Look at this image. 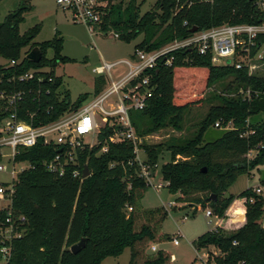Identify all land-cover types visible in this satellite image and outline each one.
I'll list each match as a JSON object with an SVG mask.
<instances>
[{
	"label": "trees",
	"instance_id": "trees-1",
	"mask_svg": "<svg viewBox=\"0 0 264 264\" xmlns=\"http://www.w3.org/2000/svg\"><path fill=\"white\" fill-rule=\"evenodd\" d=\"M260 1L264 0H157L154 9L140 15L135 0H130L124 8L121 2L109 0L98 28L113 31L126 42L142 35L134 50L152 51L188 38L193 27L202 30L226 23H259L264 20ZM31 8L29 2L23 1L0 21V57L19 61L8 68L0 66V75L4 78L30 69L53 68L58 61L69 60L60 54L63 38L58 31L51 39L39 43L33 41L38 25L20 33L23 12ZM34 46L42 54L38 63L21 56L23 48L28 47L27 53ZM262 47L264 33H259L251 55ZM47 50L52 51L51 59L45 57ZM145 74L151 76L153 94L142 109L133 110V115L129 112L131 124L141 136L167 127L181 130L185 111L200 103L201 90L217 81L231 79L225 87L228 94L220 95V102L209 107L193 136L141 144L152 175L162 151H169L170 158L160 165L159 172L167 182L168 191L179 194L178 201L208 206L217 218L223 217L235 198L224 195L228 187L239 175L264 166V76L249 74L247 67L236 68L233 63L214 65L208 55H200L187 46L166 52L155 67L145 69L141 76ZM45 75L53 76L55 82L49 85L48 95L42 93L41 101L33 100V94L27 92L28 88H37L36 80L11 83L5 80L1 84L8 90H25L19 112L22 119L27 120V111L36 110L37 120L50 121L88 100L87 93L80 94L73 102L68 91L55 93L61 84L60 77L53 70ZM192 80L199 83L190 93ZM104 85V78L96 77L95 96ZM240 89L249 90L250 97L242 96ZM59 95H62L61 101ZM48 104H53L50 111ZM2 115L0 109V118ZM217 120L222 125L231 121L233 128L215 127ZM210 127L219 129L221 134L204 141V133ZM116 129L102 127L98 132L99 143L80 155L81 164L85 163L90 171L82 181L72 177L71 168L62 176L45 169L43 162L57 150L52 145L38 143L20 148L16 160L31 166L21 171L14 183L10 208L14 219L23 216L24 222L19 226L23 234L12 240L8 264H101L103 259L121 254L126 247L130 248L129 264H173L172 254L167 250L149 252L146 249L150 243L169 238L160 231L167 211L163 206L143 207L141 200L148 186L136 173L138 167L133 161L131 143L123 139L108 142L107 150L100 152ZM249 151H254L250 157ZM203 167L205 171L201 170ZM261 170L260 185L264 188V168ZM238 196L244 199L245 207L241 211L244 217L241 226L232 231L216 226L196 238L195 249L216 247L224 253L218 258L220 264H234L237 260L264 264L261 222L264 198L250 187ZM127 207L131 209L127 211ZM4 217L5 209H0V220ZM82 238L84 245L72 252L70 247Z\"/></svg>",
	"mask_w": 264,
	"mask_h": 264
},
{
	"label": "built area",
	"instance_id": "built-area-1",
	"mask_svg": "<svg viewBox=\"0 0 264 264\" xmlns=\"http://www.w3.org/2000/svg\"><path fill=\"white\" fill-rule=\"evenodd\" d=\"M55 2L62 8L68 9L71 12L72 20L75 23L84 24L90 32L94 27H99L102 16L109 6V0H55ZM259 6L264 11V1H260ZM259 33H264V20L255 24L226 23L192 32L188 38L175 40L165 48L152 51L135 50L131 60L112 63L103 61L101 65L94 68L96 73L105 74L106 87L100 94L85 101L77 109L64 111L54 119L45 122L36 119L38 116L36 110L27 111V120L22 119L19 112L25 90H8L1 87V84L5 80L7 83L36 80L37 88H28L27 92L33 94V100L41 101L42 93L47 95L50 93L49 85L55 82V78L45 75L47 71L44 68L11 74L7 78L0 75V109L3 114L0 118V172L7 171L11 177L10 183H0V209H5V217L0 220V263L8 264L11 257L12 240L23 234V230L19 226L24 222V217L19 216L14 219L10 208L17 175L31 166L30 163L16 160L20 148L32 147L38 143L52 145L57 150L52 158L43 162L45 169L50 173L62 176L67 168H71L72 177L82 181L86 178L82 176V172L84 166L87 165L81 164L80 155L85 149H91L99 143L98 132L102 127L114 126L117 129L107 137L100 152L107 150L106 143L108 142H117L122 139L130 142L134 153L133 161L138 167L137 175L144 179L148 187L152 186L158 190L166 186L167 182L164 184L153 183L154 175H152L150 166L145 162L146 158L141 151L144 138L135 132L129 118V111L142 109L153 94L154 85L151 76L149 74L141 76V73L145 69L155 67L158 59L166 52L187 46L195 49L200 55H208L214 65L233 63L236 68L247 67L248 73L253 74L252 71L255 70L256 64L252 60L262 58V55L257 52L251 55V48L255 45V38ZM114 36L117 37L116 34ZM18 62L5 60L0 66L8 68ZM120 62L125 63L128 70L122 76L115 78L111 75L110 69ZM166 62L169 63V59H166ZM59 87L56 88L55 93L60 90ZM239 93L244 97H250L249 90L240 89ZM61 99L62 95H59L58 100L61 101ZM51 109H53V104H48L47 110ZM214 126L223 129L233 128L231 121L222 125L217 120ZM85 135L94 136L95 141L84 142L82 138ZM251 154L252 151H249L247 156L250 157ZM253 189L257 193L261 191L259 186ZM168 204L172 205L173 201H169ZM130 209L131 207H127V211ZM205 214L210 216L212 212L207 208ZM220 219L218 218L216 226L220 227ZM181 237L182 235L178 233L172 238V242L178 244ZM233 244H237V242L233 241ZM195 251L196 257L191 264H220L218 258L224 255L214 246L212 249L200 248ZM173 259L172 254L171 260ZM234 264H246V262L237 260Z\"/></svg>",
	"mask_w": 264,
	"mask_h": 264
},
{
	"label": "rangeland",
	"instance_id": "rangeland-1",
	"mask_svg": "<svg viewBox=\"0 0 264 264\" xmlns=\"http://www.w3.org/2000/svg\"><path fill=\"white\" fill-rule=\"evenodd\" d=\"M26 1L32 5V8L23 12V21L19 24V31L31 29L33 26L38 25L39 30L36 33L33 41L42 42L51 39L55 32L58 31L63 38L62 50L60 54L67 57L69 60L66 62L58 61L56 65L51 68L49 66L44 67L45 71L53 70L54 75L60 77V91H68L70 100L73 102L76 98L83 93L88 94V100L95 96V81L96 77L101 76L105 80V74H98L94 71V68L101 65L103 61L112 63L120 60H131L134 54L136 43H138L142 35L137 36L135 39L126 42L114 36V32H104L99 28L94 27L92 31H88L87 27L82 23H75L72 20L71 12L68 9L59 6L55 0H0V21L11 11L17 9L21 2ZM130 0H111V3H122L124 8ZM157 0H135V4L139 7V14L155 8V2ZM169 44L164 45L162 48L167 47ZM28 47H25L21 51V56L26 54ZM264 47H262L257 53L262 55ZM47 59L52 58V51L47 50L45 53ZM5 59L0 57V64L4 63ZM256 64L253 74L264 76V60L262 58H254L252 60ZM128 67L125 63H118L110 69V73L113 77L118 78L122 76ZM229 79H224L215 82L209 88L202 91V99L200 103L194 104L188 107L185 111L181 130L167 127L149 135L143 136V143H158L164 142L170 137L174 138H187L194 135L198 129L199 121L205 116L209 107L213 104L220 102V95L226 96L228 92L225 90L226 84ZM190 93L193 92L196 85L199 82L192 80ZM133 110H130V114L133 115ZM100 121L99 118H97ZM221 134V131L217 128H208L204 133L203 140L209 141ZM83 141L91 143L95 141V137L91 135L83 136ZM142 153L143 150H141ZM254 151H252L253 155ZM145 156V155H144ZM170 153L168 150H163L155 170V175L152 179L153 183L164 181L161 179L159 172L160 165L168 161ZM264 167H260V170H252L250 174L243 173L237 177L227 189L226 194L232 195L235 198L225 211L223 217L220 219V227L226 231H232L237 229L244 222V200L238 195L246 188L260 187L261 191L259 195L264 198V188L260 186V178L263 173ZM11 177L7 171L0 172V183H10ZM258 185V186H254ZM253 186V187H252ZM240 199V200H239ZM240 202H234V201ZM173 201L172 205L168 202ZM143 207H156L163 206L167 214L165 219L161 222L160 231L165 233L169 238L159 243H150L146 248L149 252L154 249H165L169 253L173 254V264H191L196 257L195 240L196 238L206 231H211L216 227L217 216L214 214L206 216V207L201 204H195V206L188 205L177 200L176 195L170 193L166 186L155 190L152 186H149L141 201ZM163 204V205H162ZM210 209V208H209ZM264 210V204H263ZM238 211V212H237ZM261 222H264V211L261 217ZM178 233L182 235L179 238V243L174 244L172 238ZM212 249L213 246L203 247L202 249ZM130 260V248L126 247L123 252L117 256H108L101 264H129ZM1 264V263H0Z\"/></svg>",
	"mask_w": 264,
	"mask_h": 264
},
{
	"label": "water",
	"instance_id": "water-1",
	"mask_svg": "<svg viewBox=\"0 0 264 264\" xmlns=\"http://www.w3.org/2000/svg\"><path fill=\"white\" fill-rule=\"evenodd\" d=\"M190 31L191 32L197 31V27L191 28ZM25 57L28 58L29 60L35 62V63H38L42 58V54H41L39 47L34 46L25 54ZM201 170L205 171L206 169H205V167H203ZM89 174H90V171H89L88 167L84 166L82 176L87 177V176H89ZM189 205L195 206V204H192V203H189ZM84 241H85V239L82 238L79 242H77L76 244H73L70 247V250L74 253L77 252L84 245Z\"/></svg>",
	"mask_w": 264,
	"mask_h": 264
},
{
	"label": "crops",
	"instance_id": "crops-1",
	"mask_svg": "<svg viewBox=\"0 0 264 264\" xmlns=\"http://www.w3.org/2000/svg\"><path fill=\"white\" fill-rule=\"evenodd\" d=\"M99 66V65H98ZM97 67V66H96ZM106 87V84L103 86V89ZM264 167V166H263ZM254 186H258V185H255L254 184ZM261 186V185H260ZM253 187V186H252ZM176 195V197H178L179 196V194H175ZM240 200V199H239ZM142 201V200H141ZM242 203L244 202V200H240ZM240 201H234V202H240ZM163 205V204H162ZM189 205V204H188ZM193 206V205H192ZM206 208H208V206L206 207ZM244 210H245V208H244ZM217 222H218V220H217ZM157 249V248H156ZM156 249H154V250H156ZM171 261H173L174 262V259L173 260H171Z\"/></svg>",
	"mask_w": 264,
	"mask_h": 264
}]
</instances>
